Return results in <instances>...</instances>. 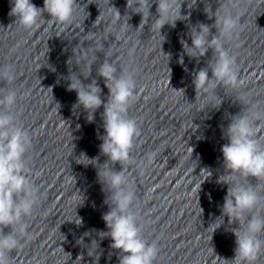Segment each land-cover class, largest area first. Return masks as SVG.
<instances>
[{
    "label": "clouds",
    "instance_id": "9594fccd",
    "mask_svg": "<svg viewBox=\"0 0 264 264\" xmlns=\"http://www.w3.org/2000/svg\"><path fill=\"white\" fill-rule=\"evenodd\" d=\"M152 2L153 0H127V10L141 16L137 29L143 30L151 18L150 31L160 37L162 44L166 36L161 34V29L165 25L175 28L178 20H184L185 16L181 15L184 0H154V17L150 11ZM234 2L238 4L239 0H228L230 4ZM10 3L9 15L15 17L14 23L29 31L39 29L44 21L50 25L72 24L79 6L77 0H43L42 8L33 4L32 0H10ZM108 7L112 11V24L125 18L120 23V31H126L130 26V16L126 12L122 17L117 8L110 6V0ZM205 11L209 19L215 17V22L212 25L197 22L189 26L187 37L191 40V45L188 40L180 39L182 52L178 63L184 66V56L187 55L199 65L205 54L212 50V57L207 60L206 67L192 71V83L196 98L211 93L220 101V105L222 99L216 92L218 86L225 89L240 87L236 59L226 44L242 30L241 13L233 14L227 6L217 8L214 13L211 11V15L208 10ZM45 13L50 19H44ZM212 29L216 30L215 34H212ZM90 35H86L84 39L91 42L89 47H83L81 42L75 47H79L81 51H73V56L67 60L68 75L64 79L67 81V91L77 94L74 108L83 109L88 123L95 122V113L103 106L101 126L104 134H97L101 141L99 155L89 158L81 153L76 163L96 168L98 181L106 194L104 202L109 210L101 217L107 231H86L77 240V244L86 248L93 264H99L103 254L100 244L104 239L111 240L109 248L118 253L119 264H155L159 250L155 242L143 238L138 214L133 211L136 194L125 171L134 141L140 135L137 122L128 116L130 105L136 99L135 70L118 68L107 58L108 53L103 43L107 40L103 37L90 40ZM97 53H103L105 58L97 69V78H91L92 67L98 59ZM166 56L170 59V55ZM73 64L78 71L72 70ZM184 70L188 71L186 66ZM15 78L11 65L0 66V84L4 85L0 87V264H11L12 253L22 248L30 239L25 218L33 214L41 199L39 188L30 179L25 162L32 143L31 135L16 123L14 109L19 96L14 88L9 87ZM98 78L103 79L108 89L107 102L101 98L102 89ZM89 79L90 83H84ZM261 120H264V111L259 110L258 105H244L240 113L231 116L227 127L222 128V138L227 142L221 147L223 173L217 183L226 184L228 188L221 206V215L206 230L211 229L214 233L224 225L226 217V231L234 234L236 247L232 259L215 256L218 264H256L258 257L264 252V239L261 238L264 236V193L258 190L261 181H264V139L257 132V122ZM190 149L192 158L193 149ZM154 155L149 156V163ZM99 156L107 157L103 164L99 163ZM117 163L121 166L119 171L114 168ZM251 179L255 183L250 182ZM71 199L84 200V197L77 190L73 192ZM72 222L77 226H82L83 223L78 216ZM233 224L238 227H231ZM6 228L9 229L8 232H5ZM85 237L90 239V243H84ZM77 259L82 261L83 254Z\"/></svg>",
    "mask_w": 264,
    "mask_h": 264
}]
</instances>
